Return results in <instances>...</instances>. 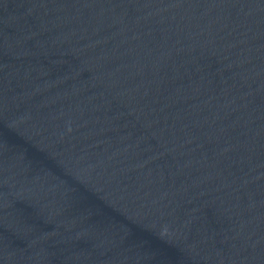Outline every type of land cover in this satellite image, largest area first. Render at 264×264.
I'll return each instance as SVG.
<instances>
[{
    "label": "water",
    "instance_id": "water-1",
    "mask_svg": "<svg viewBox=\"0 0 264 264\" xmlns=\"http://www.w3.org/2000/svg\"><path fill=\"white\" fill-rule=\"evenodd\" d=\"M0 264H264V0H0Z\"/></svg>",
    "mask_w": 264,
    "mask_h": 264
}]
</instances>
